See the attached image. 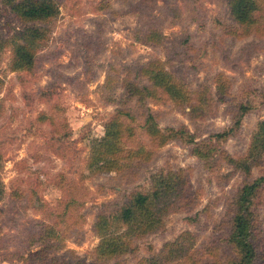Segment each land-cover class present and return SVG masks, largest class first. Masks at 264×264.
<instances>
[{"label": "rangeland", "instance_id": "1", "mask_svg": "<svg viewBox=\"0 0 264 264\" xmlns=\"http://www.w3.org/2000/svg\"><path fill=\"white\" fill-rule=\"evenodd\" d=\"M56 2L60 14L41 25L49 39L33 72H13L12 48L0 51V264L161 262L166 245L184 234L196 238L193 258L171 264H227L237 257L227 241L234 198L244 184L264 176V154L253 160L248 177L218 156L210 163L198 159L181 140L157 149L143 130L144 114L156 115L163 131L186 129L201 141L228 131L241 106L251 105L241 128L218 145L246 158L264 121V20L260 30L239 37L228 0ZM22 28L0 0V39ZM154 30L163 35L159 44L145 40ZM154 60L193 94L208 88L196 118L188 104L165 96L142 104L131 99L125 83L147 84L140 72ZM221 74L231 85L226 96L217 89ZM125 106L135 120L122 121L137 135L127 146L138 144L153 156L121 174L99 173L89 167L92 145ZM181 170L186 181L175 182L176 191L163 200L172 207L161 225L142 238L127 237L132 246L125 253L101 257L98 217H116L133 194L153 189L156 176ZM252 210L255 264H264V189ZM114 224L111 236L126 233Z\"/></svg>", "mask_w": 264, "mask_h": 264}, {"label": "trees", "instance_id": "2", "mask_svg": "<svg viewBox=\"0 0 264 264\" xmlns=\"http://www.w3.org/2000/svg\"><path fill=\"white\" fill-rule=\"evenodd\" d=\"M1 1L15 15L23 28L8 40L0 39V51L12 48L11 69L13 72H33L38 51L49 39L50 30L41 25L58 17L60 14L59 5L56 0ZM228 3L231 17L238 27L235 32L237 36L246 37L251 35L253 30L261 29L259 24L264 20V16L260 13L264 14V0H228ZM162 38L163 35L154 30L147 33L145 40L148 43L159 44L162 42ZM140 73L148 80L147 84L140 85L138 82L131 81L125 83V89L132 100L142 104L148 100L160 99L165 96L179 106L188 104V107L191 108V117H197L196 115H198L202 102L209 91L208 88L203 87L193 94L185 84L169 73L166 65L160 60L151 61L141 69ZM216 83L218 93L226 96L231 87L228 79L221 74L217 76ZM251 109V105L241 106L233 127L223 133L210 136L207 140L197 141V138L186 129L171 127L163 131L158 124L157 116L149 111L144 114L143 130L157 149L164 147L172 140H181L192 146V153L198 159L210 163L218 156L221 161L233 165L237 170L251 177L253 160H257L264 154V121L260 123L254 134L246 158L236 159L220 146L218 147L220 142L227 140L241 128L244 117ZM123 119L135 120V115L129 106L117 110V114L106 125L103 138L93 143L91 160H89L91 169H95L99 173L116 172L121 174L132 162L152 158L154 152L143 146L138 144L127 146L126 142L134 140L137 135L131 126L123 123ZM177 181H179L178 187L182 181H186L183 170L178 173L169 172L167 175L161 173L155 177L154 186L150 192L133 194L128 202L119 207L116 217L110 218L106 214H101L95 225V231L102 239V244L98 249L99 255L114 257L125 253L126 249L129 250L132 246V243H128L126 240L131 234H134L133 237L142 238L154 232L161 225L169 208L172 207V204L164 207L163 200L171 195L172 190L176 191L175 182ZM263 189L264 176H261L244 184L234 198L232 231L227 241L237 257L230 259L227 264H255L258 258L254 241L256 226L252 207ZM2 197L3 190L0 183V202ZM115 222L120 227L126 228V233L117 238L109 234ZM195 243L196 238L192 234H184L176 243L166 245L161 262L148 260L142 261L140 264H171L180 259L189 261L190 258H193L192 252Z\"/></svg>", "mask_w": 264, "mask_h": 264}]
</instances>
